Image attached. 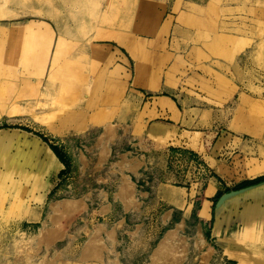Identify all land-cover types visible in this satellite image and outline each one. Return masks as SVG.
Here are the masks:
<instances>
[{
	"label": "rangeland",
	"instance_id": "374dc122",
	"mask_svg": "<svg viewBox=\"0 0 264 264\" xmlns=\"http://www.w3.org/2000/svg\"><path fill=\"white\" fill-rule=\"evenodd\" d=\"M56 5L62 23L0 0V264H149L169 235L184 264H264V199L251 223L229 210L258 190L220 199L264 176V0ZM163 96L176 123L145 113ZM210 179L229 187L217 241L196 217Z\"/></svg>",
	"mask_w": 264,
	"mask_h": 264
},
{
	"label": "crops",
	"instance_id": "0c3cea01",
	"mask_svg": "<svg viewBox=\"0 0 264 264\" xmlns=\"http://www.w3.org/2000/svg\"><path fill=\"white\" fill-rule=\"evenodd\" d=\"M2 2L4 0H1ZM24 3L26 4V7H29V8H32V11L40 16H43V17H47L49 18L50 20L54 21L55 23H62V21L60 20L61 18V15L59 14L60 12L57 10V5L55 7L54 10H51V9H45V1L46 0H41V2H36V1H33V2H30L28 3L26 0H23ZM108 1H111V0H108ZM44 2V3H43ZM40 23H43L45 25H48L49 27H51V30H52V25L51 24H47L43 21H39ZM53 31V30H52ZM95 38H99V39H105V40H115L118 44L119 42L121 41V37H116L114 36L113 34H110V33H106V34H102V33H97V35L95 36ZM123 42V41H122ZM124 44H127L130 48H131V52L132 54L133 53V50H134V46L132 45V43H130L129 41L127 43L124 42ZM120 45V44H119ZM98 44H94L92 43L91 44V53L93 54V56H96L97 55V50H98ZM121 46V45H120ZM123 47V46H122ZM124 48V47H123ZM130 52V54H131ZM8 70H10V68H8ZM29 81V80H28ZM39 83L38 82V87H39ZM30 85L33 84V82H29ZM38 87L37 85L34 86V89L37 90V93L35 92V94L33 95V97L35 98L34 100V107H38V102L40 101V90L38 91ZM167 99H169L168 97H158L157 98V102L152 104V107H150V109H147L145 111L146 114L150 115V114H161V115H165L167 118H169L170 120L173 121L172 119V114L170 113V111L166 108L164 110H162V108L159 106V102L160 101H166ZM170 101L174 104V108L175 110L178 111L179 115L181 114L177 105L175 104V102H173L171 99ZM19 110L17 106L13 105L11 109L9 110ZM7 110V111H9ZM78 115V114H77ZM179 115H178V118L176 121H173L174 123H176L179 119ZM163 124H167L163 121H156V122H153L150 127L147 129L146 131V135L148 137V132H150V130H162L164 128H162L161 126H163ZM169 125V124H167ZM164 132V130H162ZM196 134H199L201 136V133H196ZM149 138V137H148ZM201 139V137H200ZM149 140H151L152 142L153 141H157V140H153L151 138H149ZM201 144H202V152H204V148H203V143H202V140L200 141ZM156 142H154L155 144ZM214 147V146H213ZM50 149V147H49ZM213 149V148H212ZM51 150V149H50ZM52 151V150H51ZM193 151H196V152H200L198 150H193ZM52 153L54 154V152L52 151ZM201 153V152H200ZM211 155V153L209 154V156ZM55 158L60 162V160L57 158V156L54 154ZM199 156V155H198ZM206 158V157H205ZM200 160V159H199ZM62 164V163H61ZM210 167V165H208ZM213 169V168H212ZM161 185H164V184H161ZM213 187L214 188V191L212 193L211 196H207V190L209 189V187ZM179 188V187H178ZM229 190V187L227 184H222V182H213L211 179L208 180L205 188L203 190H201V192L199 194L196 195V204H197V220L199 221V225L204 229V231H206V227L207 229H209L208 231H210V236L212 237H216V236H213L212 235V228L215 224V222H220L221 225L223 223V221H221V219H225V217H222L221 215H223L225 213L226 210H223L220 212V214L218 216H216V211H212V207H213V202L215 200V198L217 196H220L222 195L223 193H226L227 191ZM252 190H258V192L254 195H251V196H247L246 198H243L240 200L239 203H234L233 205H231L230 207V211L232 210V213L235 214L236 216V219L240 222H242V224L244 225L245 223H251L250 221V210L252 209L249 204H248V200H253V201H258V200H262L264 199V183L260 184V185H257L255 187H253ZM205 203H208V206H209V209L207 211V214L205 215H200L202 209H203V206L205 205ZM37 210L35 209H32L30 210L31 212L32 211H35L36 213H39L40 212V218L42 216V211H41V208L40 206H36ZM240 208H242L241 210H239ZM213 212H214V215H213ZM228 212V211H226ZM260 218V223H261V210H258L256 211ZM214 216V217H213ZM239 216V218H238ZM39 218V220H40ZM264 219V218H262ZM264 222V220H262ZM25 222V221H24ZM26 222H28L26 220ZM38 222V221H37ZM33 223H36V222H33ZM31 224V223H30ZM259 225H264V223H261ZM211 226V227H210ZM258 229L260 230V233H261V229H260V226L258 227ZM215 241H217V237L215 238ZM264 242V234H261V243ZM262 254L264 255V252H262Z\"/></svg>",
	"mask_w": 264,
	"mask_h": 264
},
{
	"label": "bare ground",
	"instance_id": "6f19581e",
	"mask_svg": "<svg viewBox=\"0 0 264 264\" xmlns=\"http://www.w3.org/2000/svg\"><path fill=\"white\" fill-rule=\"evenodd\" d=\"M210 194V193H209ZM50 209V208H49ZM60 211V210H59ZM52 213V212H51ZM65 214V212H64ZM51 217V216H50ZM65 218V217H64ZM34 220V217L33 219ZM31 220V221H32ZM57 220V219H56ZM64 221V220H63ZM56 222V221H55ZM58 222V221H57ZM56 222V223H57ZM105 222V221H104ZM91 223V222H90ZM63 230H66L65 228ZM113 233H110V236H112ZM59 236V235H58ZM169 239L168 241H164V242H161L159 243L158 247L152 252L151 256L149 257L150 258V263L149 264H184L182 263L184 261V258L186 253H185V248L184 247H179L177 248V246H175V243H172L173 242V239H171V235L168 236ZM40 241V240H39ZM97 241H92L90 242V247L89 248H92V249H89V250H85V252H87L90 256L89 257H92L93 260L94 258H98V250H100L99 248H97V244H96ZM67 244V243H66ZM179 244V243H177ZM18 248V247H17ZM24 248V247H23ZM84 248V247H83ZM110 250V249H109ZM19 251V250H18ZM17 251V252H18ZM111 251V250H110ZM21 252V251H19ZM18 252L17 255H20ZM104 252V251H103ZM25 253V251L23 252ZM28 254V253H27ZM192 255V254H191ZM30 256V255H29ZM28 256V257H29ZM16 258V257H15ZM114 258V257H113ZM116 258V257H115ZM21 259H19L20 261ZM92 260V259H91ZM98 260V259H97ZM198 260V259H197ZM17 261V260H16ZM22 261V260H21ZM27 261V260H26ZM59 262V261H58ZM80 262V261H79ZM99 262V260H98ZM94 262H92L93 264ZM201 263V262H200ZM199 263V264H200ZM96 264V263H95ZM194 264V263H193ZM202 264V263H201Z\"/></svg>",
	"mask_w": 264,
	"mask_h": 264
},
{
	"label": "trees",
	"instance_id": "16d2710c",
	"mask_svg": "<svg viewBox=\"0 0 264 264\" xmlns=\"http://www.w3.org/2000/svg\"><path fill=\"white\" fill-rule=\"evenodd\" d=\"M50 149L54 152V154L57 156V158L60 160V162L63 164V162L61 161L60 157L58 156V154L56 153L55 149L50 146ZM264 182V176H261V177H257L255 179H251V180H245L243 182H241L240 184H238L236 187H234V191H239L241 189H244V188H248V187H251V186H255L257 184H260V183H263ZM219 196H217L213 202V209H214V204L216 202V200L218 199ZM212 209V211H213Z\"/></svg>",
	"mask_w": 264,
	"mask_h": 264
},
{
	"label": "water",
	"instance_id": "95a60500",
	"mask_svg": "<svg viewBox=\"0 0 264 264\" xmlns=\"http://www.w3.org/2000/svg\"><path fill=\"white\" fill-rule=\"evenodd\" d=\"M263 183H264V182H263ZM260 184H262V183H260ZM260 184H257V185H260ZM257 185H255V186H257ZM255 186H251V187H248V188L241 189V190H239V191H235V192H231V193L223 194V195L220 197V199H221L222 197H224L225 195L236 194V193L242 192V191H244V190H246V189H249V188H252V187H255ZM220 199L218 200V202H217L216 205H218ZM216 208H217V207H216ZM216 208H215V210H216Z\"/></svg>",
	"mask_w": 264,
	"mask_h": 264
}]
</instances>
